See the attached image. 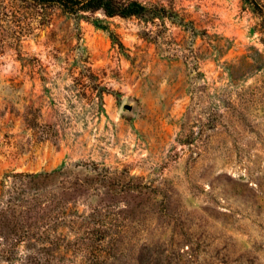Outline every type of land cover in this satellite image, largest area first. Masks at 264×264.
I'll list each match as a JSON object with an SVG mask.
<instances>
[{
  "label": "rangeland",
  "instance_id": "1",
  "mask_svg": "<svg viewBox=\"0 0 264 264\" xmlns=\"http://www.w3.org/2000/svg\"><path fill=\"white\" fill-rule=\"evenodd\" d=\"M137 1L0 0V264H264V15Z\"/></svg>",
  "mask_w": 264,
  "mask_h": 264
},
{
  "label": "trees",
  "instance_id": "2",
  "mask_svg": "<svg viewBox=\"0 0 264 264\" xmlns=\"http://www.w3.org/2000/svg\"><path fill=\"white\" fill-rule=\"evenodd\" d=\"M33 2L40 5H57L65 12L70 14H78L83 11H97L101 10L104 14L108 16L112 15H120L123 17L136 15V16H145L148 14H159L165 12L164 9L151 7L148 8L144 4L140 3L137 0H32ZM253 2L254 6H257L259 12L264 15L263 9L257 4L256 1L250 0ZM162 14V15H163ZM72 172L69 167H62L58 169H53L51 171L38 172V173H28L30 182L36 187H44L45 185L51 184L55 182L57 177H67ZM27 174V173H25ZM102 180L109 185H121L126 186L130 185V182H122L120 176L117 173L111 174L110 171L101 174ZM120 181V182H119ZM84 180L78 179L76 181H72L73 186L80 187L83 185ZM114 188V187H111Z\"/></svg>",
  "mask_w": 264,
  "mask_h": 264
},
{
  "label": "water",
  "instance_id": "3",
  "mask_svg": "<svg viewBox=\"0 0 264 264\" xmlns=\"http://www.w3.org/2000/svg\"><path fill=\"white\" fill-rule=\"evenodd\" d=\"M123 108H125V109H131L132 108V105L130 103H124L123 104Z\"/></svg>",
  "mask_w": 264,
  "mask_h": 264
}]
</instances>
